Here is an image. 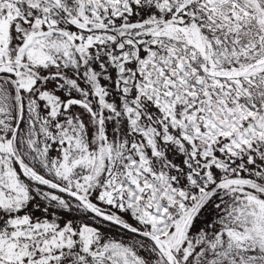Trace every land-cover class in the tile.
<instances>
[{
	"label": "snow or ice",
	"instance_id": "snow-or-ice-1",
	"mask_svg": "<svg viewBox=\"0 0 264 264\" xmlns=\"http://www.w3.org/2000/svg\"><path fill=\"white\" fill-rule=\"evenodd\" d=\"M0 264H264V0H0Z\"/></svg>",
	"mask_w": 264,
	"mask_h": 264
}]
</instances>
